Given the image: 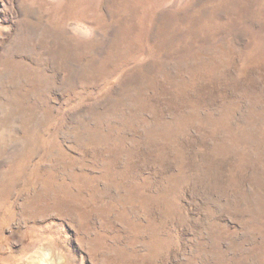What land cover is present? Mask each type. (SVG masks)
I'll use <instances>...</instances> for the list:
<instances>
[{"label":"rangeland","instance_id":"obj_1","mask_svg":"<svg viewBox=\"0 0 264 264\" xmlns=\"http://www.w3.org/2000/svg\"><path fill=\"white\" fill-rule=\"evenodd\" d=\"M0 264H264V0H0Z\"/></svg>","mask_w":264,"mask_h":264}]
</instances>
